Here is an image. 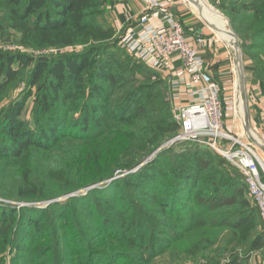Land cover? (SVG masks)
Here are the masks:
<instances>
[{
  "label": "trees",
  "instance_id": "trees-1",
  "mask_svg": "<svg viewBox=\"0 0 264 264\" xmlns=\"http://www.w3.org/2000/svg\"><path fill=\"white\" fill-rule=\"evenodd\" d=\"M210 2L264 70V0ZM13 34L33 52L0 46V197L31 204L0 203V264H243L264 248L240 168L194 141L155 154L181 129L171 79L123 48L104 0H0Z\"/></svg>",
  "mask_w": 264,
  "mask_h": 264
},
{
  "label": "built area",
  "instance_id": "built-area-1",
  "mask_svg": "<svg viewBox=\"0 0 264 264\" xmlns=\"http://www.w3.org/2000/svg\"><path fill=\"white\" fill-rule=\"evenodd\" d=\"M144 2L145 13L139 17L138 25L122 37L123 48L157 71L168 59L180 56L192 81L199 84L194 90V101L175 108L181 129L173 142L194 141L211 147L240 168L264 221V154L256 145L224 131L221 85L208 81L207 63L201 53L205 38L202 34L189 38L182 22L168 8L167 0ZM150 12L160 13V26L152 23ZM223 142L227 144L224 148Z\"/></svg>",
  "mask_w": 264,
  "mask_h": 264
},
{
  "label": "rangeland",
  "instance_id": "rangeland-1",
  "mask_svg": "<svg viewBox=\"0 0 264 264\" xmlns=\"http://www.w3.org/2000/svg\"><path fill=\"white\" fill-rule=\"evenodd\" d=\"M185 2V5L188 9L192 10L194 14H196L200 20L207 26L208 28V35L210 38L216 40L220 45L222 46V53L226 55L225 59L221 61L223 62V66L226 68L227 71H230V83L227 85V89L225 91H229L227 95L223 94V87L221 85V100H222V111H223V122H224V131L227 134H230L233 138H239L242 141H245L247 143H251L253 145H256L255 142L252 139L253 133H255V138H257L258 141L262 142L264 144V134L262 133L261 129L255 128V125L253 123V120L255 117H258L261 121V123L264 124V70L262 69L261 66L257 63V61L252 57L245 55L243 53V50L241 48V53H242V63H243V76L245 80V89H246V96H247V101H246V107H247V113H248V119L246 117V110L244 111V117H242L241 113V101L243 100L242 96V88L240 85V74L237 72L236 69V61L234 57V51L226 44L228 40L224 41L222 40L217 33L210 27L208 22L204 20L200 15L197 9L194 8V6L191 4L189 0H183ZM209 2V7L216 8L219 10L215 5H213L210 0H207ZM202 3V1H201ZM203 4V3H202ZM204 6V5H202ZM220 12V11H219ZM221 13V12H220ZM222 14V13H221ZM224 16V15H223ZM225 17V16H224ZM216 21L219 22L221 25L224 22H227L225 18H219L216 16ZM205 38V36H204ZM10 41H5L0 39V46L1 47H6L9 49L13 50H22L25 52H33L32 50L25 49L21 46H18L17 43L14 41L16 40L15 35L13 34L10 38ZM229 43V42H228ZM230 44V43H229ZM241 47V46H240ZM37 53V52H36ZM238 66V64H237ZM208 72V70L206 71ZM237 80V81H236ZM212 80L211 82H213ZM217 82V81H214ZM198 84V83H196ZM199 85V84H198ZM22 88L19 89L18 91H21L23 87L25 86L22 84ZM258 86H261L260 88V94H256ZM16 93H18L16 91ZM173 93H171V96ZM240 96V97H239ZM224 98H226L227 103L224 104ZM172 102H173V110H174V116H175V108L177 107L175 105V102L173 101L172 97ZM183 105V104H180ZM225 105L227 107V114L224 112ZM34 106L33 101H29L28 103V113L32 111V108ZM179 106V105H178ZM245 109V108H244ZM30 117V116H29ZM245 119L248 120V125L245 123ZM229 122H226L228 121ZM242 120V121H241ZM244 120V121H243ZM242 123V125H241ZM229 124V125H227ZM232 124V125H231ZM253 132V133H252ZM182 142V141H180ZM233 141H228V143H231ZM227 144L225 142L221 143V147H225ZM169 146V145H167ZM260 148L259 146H257ZM261 149V148H260ZM216 151V150H215ZM261 151L264 154V151L261 149ZM234 164V163H233ZM235 165V164H234ZM236 166V165H235ZM237 167V166H236ZM63 198V197H62ZM60 200V199H59ZM0 203H8V204H31V203H23V202H16V201H11L8 199H3L0 197ZM34 204V203H33ZM37 205H42V203H36ZM247 248L243 247L240 248L238 253L241 255V258H244V261L242 262L243 264H264V248L262 250L258 251H249L246 252ZM243 255V256H242ZM246 256H249L246 258ZM246 258V259H245ZM166 257L163 256H158L155 259L156 264H162L163 261L165 262ZM227 260H223L222 264H226ZM178 264H207V258L203 255L197 256L196 259L193 258H186L182 262H179Z\"/></svg>",
  "mask_w": 264,
  "mask_h": 264
},
{
  "label": "crops",
  "instance_id": "crops-1",
  "mask_svg": "<svg viewBox=\"0 0 264 264\" xmlns=\"http://www.w3.org/2000/svg\"><path fill=\"white\" fill-rule=\"evenodd\" d=\"M167 2L168 8L182 22L189 38L195 39L200 34H202L203 37L205 36V44L201 47V53L207 63L208 81L214 80L219 82L224 89L223 94L227 95L229 91H225V89L228 88L227 85L230 83V71L226 70L221 61V59L224 60L226 57L221 51L222 46L216 40L210 38L207 26L192 10L186 7L183 0H167ZM104 3L107 22L122 34L131 31L137 26L139 17L145 13L144 0H104ZM149 15L151 16V21L154 25H161V16L159 12H150ZM199 15L206 20L204 16L201 14ZM229 43L226 42L232 52V50L234 51V48ZM235 64L237 69V61ZM160 72L163 77L171 78L170 86L173 93V101L176 106L180 104L187 105L194 101V90L198 87V84L192 81L180 56H173L168 59ZM260 88L261 86H258L256 94H260ZM226 103V98H224V104ZM224 112L228 115L226 105ZM226 122H229V120ZM253 123L255 128L258 130L261 129L264 134V124L261 123L258 117L254 118Z\"/></svg>",
  "mask_w": 264,
  "mask_h": 264
},
{
  "label": "bare ground",
  "instance_id": "bare-ground-1",
  "mask_svg": "<svg viewBox=\"0 0 264 264\" xmlns=\"http://www.w3.org/2000/svg\"><path fill=\"white\" fill-rule=\"evenodd\" d=\"M189 1L194 6V8L198 10L199 14H201L202 16L205 17L206 21L208 22L210 27L217 33V35L222 40H228V42H230V45L233 46L234 55H235V58H236V61H237V64H238L237 72L240 73L241 50H240V48L238 47V45L236 43V40H237L236 36L232 32L228 21L222 23V25L219 22H217L216 21V19H217L216 16L219 17V18H225V17L216 8H214V7L210 8L208 6L209 2L207 0H189ZM201 1H202L203 4L201 3ZM202 5H204V6H202ZM240 108H241L242 117H244L245 105H244L243 100L241 101ZM245 120H246V123H247V119H245ZM241 125H242V123H241ZM253 135L255 136V133H253Z\"/></svg>",
  "mask_w": 264,
  "mask_h": 264
},
{
  "label": "water",
  "instance_id": "water-1",
  "mask_svg": "<svg viewBox=\"0 0 264 264\" xmlns=\"http://www.w3.org/2000/svg\"><path fill=\"white\" fill-rule=\"evenodd\" d=\"M218 11H220V10H218ZM220 12H221V11H220ZM221 13H222V12H221ZM222 14H223V13H222ZM223 15H224V14H223ZM224 16H225V15H224ZM225 18L227 19V21H228V23H229V26H230V28H231V30H232V32H233L234 35L236 36V39H237V40H236V43H237L238 47H239L240 50H241L239 35L234 31V29H233V27H232V25H231L230 20L228 19V17L225 16ZM240 58H241L240 73H239V74H240V85H241V88H242V96H243V102H244L245 110H246V117H247V119H248V113H247V107H246L247 96H246V89H245V80H244V76H243L242 53H241ZM247 122H248V120H247ZM247 125H248V123H247ZM252 139H253V141L255 142V144H257V146H259V147L264 151V144H263L262 142L258 141L254 136H252ZM172 143H173V139L170 140V141H168V142H166V143L163 144L160 148H158V149L156 150L155 154L158 153V152H160L162 149H164L165 147H167V145H170V144H172ZM109 180H111V178H110ZM93 186H95V185H93ZM93 186H90V187H88V188H91V187H93ZM69 195H72V194H69ZM69 195H68V196H69ZM64 197H67V196H64ZM64 197H63V198H64ZM59 199H62V197H61V198L53 199V200H51L50 202H52V201H56V200H59Z\"/></svg>",
  "mask_w": 264,
  "mask_h": 264
}]
</instances>
